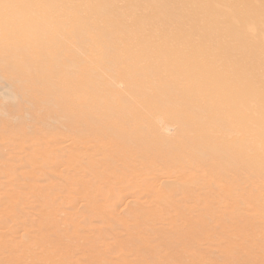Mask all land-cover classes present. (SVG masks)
Returning <instances> with one entry per match:
<instances>
[{
	"label": "rangeland",
	"instance_id": "1",
	"mask_svg": "<svg viewBox=\"0 0 264 264\" xmlns=\"http://www.w3.org/2000/svg\"><path fill=\"white\" fill-rule=\"evenodd\" d=\"M0 264H264V0H0Z\"/></svg>",
	"mask_w": 264,
	"mask_h": 264
},
{
	"label": "bare ground",
	"instance_id": "2",
	"mask_svg": "<svg viewBox=\"0 0 264 264\" xmlns=\"http://www.w3.org/2000/svg\"><path fill=\"white\" fill-rule=\"evenodd\" d=\"M17 145H18V144H17ZM17 145H16V146H17ZM19 145H20V147L17 146V148H21L20 150H23L22 145H24V144H23V143H19ZM64 146H65V145H63L62 147H64ZM66 146H68V145H66ZM66 146H65V147H66ZM65 147H64V149H63V148H62V149L65 150ZM24 148H26V147H24ZM27 149H28V148H27ZM58 149H59V148H58ZM62 149H61V151H62ZM66 149H67V147H66ZM65 151H66V150H65ZM23 152H24V150L22 151V153H23ZM25 152H26V153H23V154L26 156V154H28L29 150H25ZM53 152L55 153V151H52V154H54ZM56 152H60V149H59L58 151H56ZM31 153H32V152H29V154L27 155V157H28L29 155H31ZM8 157H9V156L7 155V158H8ZM29 157H31V156H29ZM10 160H11V159H10ZM144 168H145V167H144ZM138 170H139V169H138ZM142 171H143V170H142ZM142 171H141V172H142ZM157 187H158V185H157ZM19 238H20V237H19ZM19 254H20V253H19Z\"/></svg>",
	"mask_w": 264,
	"mask_h": 264
}]
</instances>
